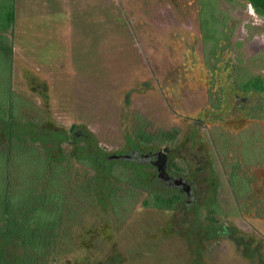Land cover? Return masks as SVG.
<instances>
[{
	"label": "rangeland",
	"instance_id": "rangeland-1",
	"mask_svg": "<svg viewBox=\"0 0 264 264\" xmlns=\"http://www.w3.org/2000/svg\"><path fill=\"white\" fill-rule=\"evenodd\" d=\"M215 1L227 39L213 76L198 0H16L0 110L12 86L41 130L78 138L72 156L79 141L88 154H128L136 138L165 154L183 197L174 209L144 204L152 189L172 191L150 163L148 189L116 214L115 179L75 168L72 180H94L73 217L42 254L0 235L7 264H264V119L247 118L261 95L233 86L235 65L264 77V18L249 0Z\"/></svg>",
	"mask_w": 264,
	"mask_h": 264
},
{
	"label": "trees",
	"instance_id": "trees-1",
	"mask_svg": "<svg viewBox=\"0 0 264 264\" xmlns=\"http://www.w3.org/2000/svg\"><path fill=\"white\" fill-rule=\"evenodd\" d=\"M249 1L264 18V0ZM15 4L16 0H0V52L7 56L10 64H13L11 34L16 19ZM198 4L203 40L207 45L209 42L212 44L206 51V67L214 76L219 68V52L223 50L220 43L227 39L225 23L220 19L215 0H198ZM5 12L6 18L3 17ZM233 70L235 89L244 94L254 92L261 95L248 111L247 118L264 119V77L244 74L241 67L236 65ZM4 99V107L0 110V121L6 135L5 142L0 143L1 236L21 239L27 249L42 254L48 243V235H55L63 223L73 217L74 206L80 204L86 192L89 193L92 188L94 176H84L85 182L72 180L75 168L86 173L91 170L94 174L101 173L115 179L108 201L116 214L119 207L140 190L148 189L142 177V168L150 163L157 167L159 178L164 177L168 189L172 191L149 189V198L144 200V204L160 209H174L182 200V193L172 188L181 186V183L178 184L177 179L160 170L166 158L164 153L162 156L159 152L147 153L144 144L131 138L128 154L116 155L99 150L88 154L86 143L81 144L79 141L76 143V154L72 156L66 143H75L78 138H70L63 130H41V117H30L32 103L14 94L12 86L9 90L7 87ZM223 100L217 96L214 106L220 108ZM57 151L59 153L55 155ZM119 167L122 169L117 171ZM0 264H7L1 249Z\"/></svg>",
	"mask_w": 264,
	"mask_h": 264
},
{
	"label": "water",
	"instance_id": "water-1",
	"mask_svg": "<svg viewBox=\"0 0 264 264\" xmlns=\"http://www.w3.org/2000/svg\"><path fill=\"white\" fill-rule=\"evenodd\" d=\"M157 163H158V162H157ZM162 164H163L162 167L159 165V166H160V170L162 169V170H163L162 173H166V171H165L166 158H165V160H163ZM162 173H161V174H162ZM161 176H162V175H161ZM162 178H164V177H162ZM177 181H179V182H177L178 184L181 183V182H180V181H181L180 179H178Z\"/></svg>",
	"mask_w": 264,
	"mask_h": 264
},
{
	"label": "flooded vegetation",
	"instance_id": "flooded-vegetation-1",
	"mask_svg": "<svg viewBox=\"0 0 264 264\" xmlns=\"http://www.w3.org/2000/svg\"><path fill=\"white\" fill-rule=\"evenodd\" d=\"M154 158V157H153ZM169 176L171 177V178H173L170 174H169ZM178 188V187H177Z\"/></svg>",
	"mask_w": 264,
	"mask_h": 264
}]
</instances>
